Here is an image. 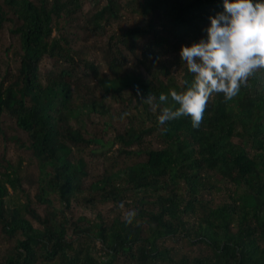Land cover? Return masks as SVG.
<instances>
[{
    "label": "trees",
    "instance_id": "obj_1",
    "mask_svg": "<svg viewBox=\"0 0 264 264\" xmlns=\"http://www.w3.org/2000/svg\"><path fill=\"white\" fill-rule=\"evenodd\" d=\"M223 4L0 0V264H264V69L199 128L144 101Z\"/></svg>",
    "mask_w": 264,
    "mask_h": 264
},
{
    "label": "clouds",
    "instance_id": "obj_2",
    "mask_svg": "<svg viewBox=\"0 0 264 264\" xmlns=\"http://www.w3.org/2000/svg\"><path fill=\"white\" fill-rule=\"evenodd\" d=\"M223 6V12L209 17L206 39L181 47V62L194 77L187 90L170 89L158 102L151 94L144 100L160 110L161 126L189 116L192 127L199 128L210 97L232 99L257 69H264V0H224Z\"/></svg>",
    "mask_w": 264,
    "mask_h": 264
},
{
    "label": "rangeland",
    "instance_id": "obj_3",
    "mask_svg": "<svg viewBox=\"0 0 264 264\" xmlns=\"http://www.w3.org/2000/svg\"><path fill=\"white\" fill-rule=\"evenodd\" d=\"M85 9L86 8H84V10H82V14H84L85 13ZM136 20V19H135ZM134 20V21H135ZM133 21V22H134ZM6 30V29H5ZM10 34L9 33H5V35H3V40H2V42L1 43H3V46L0 44V61H6L7 59H8V56L7 55H5V50H6V48L7 47H9L10 46V44L8 43V39L10 38V36H9ZM89 54V55H88ZM86 56H87V59H88V61H93L94 63H98L97 61H96V58L91 54V53H87L86 54ZM51 67V62L49 63V61H47V60H45L44 62H43V65H42V69L43 70H48L49 68ZM99 68H100V70H103L104 68L102 67V65H99ZM177 77H178V74H177ZM1 121L5 124V125H7L8 127L10 126L11 128H15V126H14V123L13 122H11L10 121V119L8 118V117H3V118H1ZM6 130H8L9 132H11V133H13L11 130H9V129H6ZM15 130V129H14ZM7 147H8V151H7V154L8 155H12L13 153H14V147H13V144H11V143H7ZM2 152V151H1ZM100 210L101 211H104V210H106V208L104 207V208H100ZM77 214V213H79L80 215H82V216H86L87 218H90V219H93V214H88V212H83V211H81V210H78V211H74V214Z\"/></svg>",
    "mask_w": 264,
    "mask_h": 264
}]
</instances>
